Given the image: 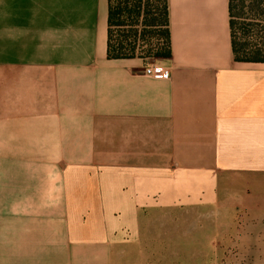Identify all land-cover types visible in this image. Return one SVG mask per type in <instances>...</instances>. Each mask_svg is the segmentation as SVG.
I'll use <instances>...</instances> for the list:
<instances>
[{"label": "crops", "instance_id": "crops-1", "mask_svg": "<svg viewBox=\"0 0 264 264\" xmlns=\"http://www.w3.org/2000/svg\"><path fill=\"white\" fill-rule=\"evenodd\" d=\"M167 4L155 79L107 58L108 0H0V264H163L180 211L202 264H264V63L234 61L229 0Z\"/></svg>", "mask_w": 264, "mask_h": 264}, {"label": "trees", "instance_id": "trees-1", "mask_svg": "<svg viewBox=\"0 0 264 264\" xmlns=\"http://www.w3.org/2000/svg\"><path fill=\"white\" fill-rule=\"evenodd\" d=\"M156 1L108 0V59L171 57L167 0ZM229 17L234 61L264 63V0H229Z\"/></svg>", "mask_w": 264, "mask_h": 264}, {"label": "rangeland", "instance_id": "rangeland-1", "mask_svg": "<svg viewBox=\"0 0 264 264\" xmlns=\"http://www.w3.org/2000/svg\"><path fill=\"white\" fill-rule=\"evenodd\" d=\"M158 2V0L156 1ZM140 23L139 28L142 29ZM146 48L141 49L140 53H145ZM146 62L158 61L154 57H147ZM194 215L192 216V214ZM156 220L157 227L162 225L163 230L170 228L167 226V218H153ZM173 232H163L160 234H148L151 236L145 244L148 260L150 262H170L172 264H202L203 261V242H202V217L197 211H180L178 216L171 218ZM154 226V227H155ZM161 236L160 241H155ZM171 237V239H170ZM162 240V241H161Z\"/></svg>", "mask_w": 264, "mask_h": 264}, {"label": "built area", "instance_id": "built-area-1", "mask_svg": "<svg viewBox=\"0 0 264 264\" xmlns=\"http://www.w3.org/2000/svg\"><path fill=\"white\" fill-rule=\"evenodd\" d=\"M144 74L155 79H165L169 78L171 75L170 70L161 68L157 61L147 63L144 69Z\"/></svg>", "mask_w": 264, "mask_h": 264}]
</instances>
